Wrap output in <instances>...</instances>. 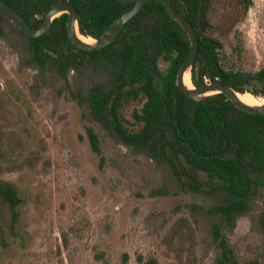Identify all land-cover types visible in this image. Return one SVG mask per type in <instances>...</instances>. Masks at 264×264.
Here are the masks:
<instances>
[{
	"label": "trees",
	"instance_id": "1",
	"mask_svg": "<svg viewBox=\"0 0 264 264\" xmlns=\"http://www.w3.org/2000/svg\"><path fill=\"white\" fill-rule=\"evenodd\" d=\"M33 26L39 14L56 3L69 1L78 11L81 34L99 38L107 27L137 0H4ZM214 0H172L174 7L194 26L199 50L191 75L197 87L207 83L237 85L264 97V67L253 73L225 65L224 44L212 30L210 9ZM247 11L252 0H241ZM68 13L53 20L48 31L30 36L0 13V40L18 56V69H32L30 89L40 94L54 81L59 93L75 100L93 150L102 155L98 126L116 144L143 155L162 169L164 183L155 195L195 192L205 203L186 205L189 214L173 220L164 235L173 264H197L200 247L212 254L214 264H238L239 253L231 240L241 216L262 239L249 264H264V113H252L234 104L225 93L194 100L177 85L180 67L191 51L187 32L168 14L161 0H148L111 44L84 50L69 38ZM177 53L176 56H174ZM161 55L172 60L167 74L158 67ZM160 76L163 87L160 89ZM257 78L261 87L244 84ZM145 96L133 114L139 124L123 122L124 102ZM0 129V249L18 235L23 203L19 185L3 178L7 172L33 167L41 151L19 161L22 142L4 137ZM14 134V132H12ZM207 173L209 181L195 177L185 165ZM143 264H158L155 257L139 255Z\"/></svg>",
	"mask_w": 264,
	"mask_h": 264
},
{
	"label": "rangeland",
	"instance_id": "2",
	"mask_svg": "<svg viewBox=\"0 0 264 264\" xmlns=\"http://www.w3.org/2000/svg\"><path fill=\"white\" fill-rule=\"evenodd\" d=\"M252 1L246 11L241 0H214L210 19L224 44L225 65L255 73L264 67V0ZM33 73L19 71L17 54L0 40V129L4 137L21 140L19 161L41 151L35 166L2 175L19 185L23 203L18 235L0 249V264H143L139 255L173 264L163 242L169 224L189 214L188 203L209 199L195 192L153 194L164 183L162 169L96 126L101 158L78 103L60 94L54 81L35 94ZM145 100L140 96L120 108L129 128L139 127L133 114ZM185 165L199 180L209 181L206 172ZM231 240L238 264H249L262 245L249 216L239 218ZM204 247L197 264H214Z\"/></svg>",
	"mask_w": 264,
	"mask_h": 264
},
{
	"label": "water",
	"instance_id": "3",
	"mask_svg": "<svg viewBox=\"0 0 264 264\" xmlns=\"http://www.w3.org/2000/svg\"><path fill=\"white\" fill-rule=\"evenodd\" d=\"M148 0H137L136 3L127 11L119 15L105 30V32L99 38H93L94 42L89 43L84 41L80 35L78 25L79 14L77 8L70 3L69 1L60 2L54 4L48 10L39 14V18L44 19L43 24L40 27H33L16 9H14L10 4L4 0H0V13L8 17L16 26L26 31L30 36H39L51 27L53 20L60 16L62 13H68L69 19L67 22L68 35L71 41L80 49L84 50H95L102 47H105L111 44L116 40L120 32L124 29L126 24L140 12V10L145 6ZM170 15V17L176 21L189 35L191 40V51L179 69L177 75V85L184 92L186 96L194 100H203L206 97L216 94V93H225L228 97L234 102V104L246 111L252 113H264V102L258 105H252L244 102L240 97L239 93H245L240 91V87L232 84L225 83H207L204 86L197 87L193 84L191 70L193 64L197 58L199 50V40L198 35L195 31L194 26L191 22L179 12L173 5L172 0H161ZM85 36V35H84ZM91 37V36H85ZM177 53L174 55L176 56ZM172 65V60L165 58L164 55H161L158 59V67L162 73L167 74L170 66ZM190 73L191 81L193 86H188L185 83V75ZM157 81H160V89L163 87V81L160 76L156 77ZM254 84H257L261 87V82L257 78H254L251 83L244 84L243 87L251 89ZM252 93V92H250ZM253 94V93H252ZM255 97V94H253Z\"/></svg>",
	"mask_w": 264,
	"mask_h": 264
},
{
	"label": "bare ground",
	"instance_id": "4",
	"mask_svg": "<svg viewBox=\"0 0 264 264\" xmlns=\"http://www.w3.org/2000/svg\"><path fill=\"white\" fill-rule=\"evenodd\" d=\"M81 38L89 43L94 42V39L92 37H85L84 35H80ZM185 83L188 86H193L192 81H191V75L190 73H187L185 75ZM239 97L246 103L252 104V105H258L263 103L264 101L261 102V100L259 99V97H255L252 93L250 92H245V93H239Z\"/></svg>",
	"mask_w": 264,
	"mask_h": 264
},
{
	"label": "flooded vegetation",
	"instance_id": "5",
	"mask_svg": "<svg viewBox=\"0 0 264 264\" xmlns=\"http://www.w3.org/2000/svg\"><path fill=\"white\" fill-rule=\"evenodd\" d=\"M171 66H172V65H171ZM171 66H170V68H171ZM170 68H169V69H170ZM163 74L165 75V73H163Z\"/></svg>",
	"mask_w": 264,
	"mask_h": 264
}]
</instances>
